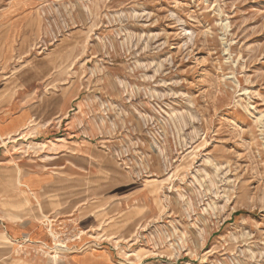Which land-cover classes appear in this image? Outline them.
Segmentation results:
<instances>
[{
    "label": "rangeland",
    "instance_id": "rangeland-1",
    "mask_svg": "<svg viewBox=\"0 0 264 264\" xmlns=\"http://www.w3.org/2000/svg\"><path fill=\"white\" fill-rule=\"evenodd\" d=\"M200 257L264 264V0H0V264Z\"/></svg>",
    "mask_w": 264,
    "mask_h": 264
},
{
    "label": "bare ground",
    "instance_id": "bare-ground-1",
    "mask_svg": "<svg viewBox=\"0 0 264 264\" xmlns=\"http://www.w3.org/2000/svg\"><path fill=\"white\" fill-rule=\"evenodd\" d=\"M1 142H2L3 144L6 143V142L4 141V139H2ZM171 249H172V248H171ZM210 256H211V255H210ZM201 257H202V256H201ZM201 257H200V258H201ZM201 259H202V258H201ZM200 263H201V264H206V260H203V259H202V261H201ZM187 264H189V263H187Z\"/></svg>",
    "mask_w": 264,
    "mask_h": 264
},
{
    "label": "built area",
    "instance_id": "built-area-1",
    "mask_svg": "<svg viewBox=\"0 0 264 264\" xmlns=\"http://www.w3.org/2000/svg\"><path fill=\"white\" fill-rule=\"evenodd\" d=\"M191 264H194V263H191Z\"/></svg>",
    "mask_w": 264,
    "mask_h": 264
}]
</instances>
